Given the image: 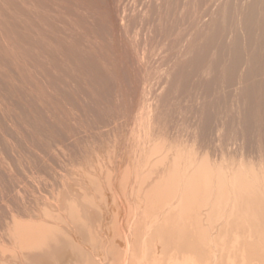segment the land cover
Returning a JSON list of instances; mask_svg holds the SVG:
<instances>
[{"label":"bare ground","instance_id":"1","mask_svg":"<svg viewBox=\"0 0 264 264\" xmlns=\"http://www.w3.org/2000/svg\"><path fill=\"white\" fill-rule=\"evenodd\" d=\"M73 1H75L76 3H74ZM88 1L0 0V185H5L9 179L8 182L11 181V184L12 181L20 180L21 183L24 181L22 185L25 184V186H27L28 184L26 185L25 182H27L32 176V178H34L35 176L39 180V171L45 172V170L52 171L51 173H53L55 177L53 176L50 179L43 178L44 180L42 179L41 181L48 180V184H52V179L56 178L55 180L57 181V183V179H59L63 184L65 178L71 177L69 171H72L71 167L74 165L73 161H75V164L82 162V156L80 157L79 154L75 152L76 150H74V153L72 150L71 158H69L72 161H67L71 162V167H69V165L67 166L65 162L62 163L61 159H63V156L64 159L65 156H67L68 159V156L70 155V152L68 151H71V149L79 145L81 139L83 140L82 143H84L83 136H81L82 133L85 134L84 137L86 138L90 137L92 139V135L94 134L96 135V137H101L102 134H100L99 132L104 128L106 130L108 128V130L113 134V131L118 132V130L120 128H123L124 125H129V127L133 126L131 129H129L130 132L127 130L128 127L125 128L124 126L125 129L123 128V132L127 130L130 133L128 137L127 134L129 133H127L126 135L125 133L123 134V136L125 135L127 137V140L125 139V136L123 137L119 135L120 132L122 134V130H120L119 133L114 134L115 139L111 136L112 134H110V138L112 137L111 140L114 139L115 141H117L118 139H122L120 137H123L125 139L123 140V142L119 140L122 142V144L120 143L122 146L118 145L121 147L120 149L118 148V150L123 149L122 154L125 156V161L122 160V164V161L119 158L121 156L119 155V157H117L116 155L114 157L113 155L111 159L119 158V162H117L116 160L118 166L115 165L116 163H114V165L113 163L111 164V155L108 157V154H110L112 149H110L109 151V146L108 148L106 146V150L108 152L104 154L107 155L106 157H108L107 159H109V161L107 160L106 162H109L112 167L109 166L111 168L105 172V177H103V168L101 166L97 167V165L100 163V160L99 162L97 161V164H95L96 162H93V164L92 160L90 159L88 161V163L91 164L90 167H83L84 170H82L81 167H77V164L74 165V167H76V170H78L77 168H79V171L82 170L83 172L82 176L83 178L85 177V180L82 182L86 186V191H81L83 190V188L80 186L81 184L77 186L80 187L78 189H80L79 191L81 192H75V189H73L72 185H69L70 188H68V186H65L66 184L64 185L68 188V190L67 188L66 190L69 194V198H65L66 203H64L65 200L62 199L64 202L61 200V203L64 204L60 206L63 209L64 205L65 211L63 212H66V210L68 212L67 214L65 213L66 215L60 212L58 204H56L58 206L57 211L55 209V207L57 206L53 207L52 203H56L58 201L56 200V198L55 202L51 201V203L49 201L50 204H48V202L45 204V202L47 201V196L49 195L47 192L49 191L45 190V185L42 186L43 182L39 181L40 184L38 182V184L41 185L40 187L36 186L37 184L35 185L36 189L41 188V190H38L41 192L46 191L45 194H48L47 196H45L44 194L43 198L41 199L39 198L44 192H42L41 194L40 192L34 193L36 192V189L33 188L35 187L33 186L34 182L32 185L30 184L31 181L27 182L33 189L30 187V185L27 186L29 188L24 186V188L27 189H24L23 186H18L19 189L23 188L24 190H21H23L24 192L18 190V188L15 189V191L18 190L21 193L18 191L14 192V190L10 191L17 183L13 182V186H11V184H6L7 191L6 188H3V190L6 192L10 191L8 193L11 194L12 192L15 193L11 199H9L10 197L8 196V193V195L5 194L6 197H9H7L8 200L13 199L11 201L13 202V205H10V203L8 202L10 205L9 207L8 203H6L7 200L5 202L6 205L3 202V199H5L4 193L6 192L2 193V187L0 186V199L2 200V203H4V207L1 201L0 205H2L1 207L5 208L4 210H6L7 214H5V211L0 210V212L4 214L3 218L7 217V221L10 220L9 222H6V229H9L8 231L10 233L6 234L5 238H3L4 236L1 232L2 234H0V238H3L2 240H4L6 239V237H9L7 235L11 234L12 238L10 237L11 239L9 240L11 242L13 241V239L14 241L16 240V247H14V249H12L13 245H10L12 243L8 242L9 240L6 239V241H0L1 244L3 242L10 243L8 245L12 247L11 249H9L10 247L7 248L5 244L4 247L9 249L8 251L0 245V255L3 256V253H7L8 251L7 255L11 254V257L7 256L5 260H8V258H15V261L16 259L18 261L20 259L21 262H19L23 264H28L29 260L33 261V257L37 262L30 261L32 262V264H264L263 160L258 159L257 162H255L256 159H252L254 161L250 159L249 161L245 162L246 160L244 161V155H241L240 161L238 160L239 162H236L235 159H233V161L231 160V158L235 156H230L231 162L230 164H227V161H223L225 158L222 161H220L221 159H219V162L211 159L213 158L211 157V155L213 154L209 155L208 152L212 147L216 145H213V143H217V138H219L220 136L219 130H215V128L219 129L223 122H225V119H223L222 114L224 110L222 111V108H210L208 104L209 101L207 99L209 97H212L213 100H215L216 97L219 98V96L229 93L232 96L233 100V103H230L231 105H234L233 108L235 109L234 114H231L233 109H230V114L231 116L234 115L232 116L234 118H230L228 116V110L227 112H225V114H227L228 118L231 119V121L232 119L235 120V122H232H234V124L236 123V126L234 127H237L239 136L243 141L241 148L243 149L244 145L248 147L250 143H252L253 145L255 141L254 139L256 138L255 137L253 139V136L251 135V133L254 131L252 130L254 129V124L256 127L257 125L258 127L261 125L260 129L262 130L264 125L262 124L264 119L261 118V114L259 113V115L253 109L255 112L254 113L251 109V105L254 104V101L256 102L255 105L258 104V101H256L257 99L255 98V94L259 92L258 95H260L261 97L264 95V90H262L264 88V0H199L198 4H196V1V3L193 4V1L192 5H197L195 10L210 14H208L209 20L207 21V26L206 28L202 29L198 28L196 31L197 33L195 32L196 34L193 33L189 36L187 34L188 38H185L186 40L184 39L186 42H184L185 45L183 46V48H181L180 45L181 49L177 50L176 54L175 52H172L173 55L170 56V61L172 59L174 60L172 62L173 65L169 66V64L166 66V68L163 67L164 72L161 75L158 71L159 75L163 79L160 84L159 81L152 77L154 75H158V73L156 74V69H158L160 65L163 66L164 63L161 62L164 60L165 55L163 54L164 56H162V60L161 56L158 54L161 59L160 61L155 51H151L152 53L155 52V54L153 53V55L151 52L147 53V51H145V48L140 49L139 44L141 42L138 44L136 40L135 41L137 43L134 41V38H128L126 40V38H124L123 36L122 37L124 39L120 37L122 34L124 35L125 33L129 32L128 30L132 31V27L135 26V24L131 22L132 20L131 18H129L130 16L127 15L129 12L127 13L123 10L121 11V14V12L119 11L121 10L119 8L123 7L124 5H119V10L115 8L118 12L114 13L116 10H112L110 6V0L107 3V6L111 11L109 10L108 12L107 10L105 14H102L103 17L101 18L102 20H105L106 18L107 20L105 21L107 23L111 22L110 26H112L113 29L111 27L109 30L110 26H107L108 34L111 33V31L114 29L119 31V33L120 31H122L119 37L123 40V43L120 42L122 40L119 39V37H116L117 39L115 37L111 38L112 40H115L113 41L116 43L115 45L117 50L120 47L117 44L120 43H122L123 45H121V49L119 48L121 52H124V49L126 48L125 52L128 53L129 48H131L132 50L130 51L132 52H129V54L130 56L133 55V57L132 59L130 58L131 60L129 62V60H127L129 58V54L122 52L124 56H119V52L118 54H116L117 51L113 49L114 45L112 47V44H109L110 42H108L107 45L108 47L110 45L111 47L109 48H112L113 50H109L112 51L111 53L114 52L116 56L121 57V59L125 56L128 57L123 58L125 59V61L123 59L121 60L120 58H117V60L123 61L122 63L120 62V64L117 63L119 64V67L122 65V67H124L125 65L126 68L127 64H124V62L127 61L131 64L130 66V64L128 63L129 68L131 67L135 70H138L140 68L141 71H136V74L138 75H130L131 71L129 73V68H122L124 70H127V73L130 76L127 77L128 75H126L124 77V74L122 76L119 75L118 80H122V78L120 79V77H123V81L124 78H126L127 80H125V82L128 84L129 80H134L130 77L134 76L133 78H135V81L131 83L130 87L129 85L125 86L123 84H120L117 81V88L114 87V80H117V78L115 79L114 76L118 77L117 69L120 68L118 67L116 62L119 61L116 60V56L114 54L112 56L109 53V58L108 51H105L107 54L106 57V54L101 50H104V46L107 45H103V43L101 44V40L100 42H98L100 39L99 36L91 35L92 31L88 30L92 22L94 24L98 21L96 20V17H94L96 13L98 15V12H95L97 11V8L91 6V3H93L94 1L91 2L90 0L91 3ZM96 1L97 0H95V2ZM143 1L145 0H141V2ZM152 1H150L151 4L148 3L151 6L153 3L156 4L159 2L158 0H156L158 2L155 1L152 3ZM180 1L181 2L178 1L179 4H182L186 0ZM101 2L99 3V1H97L94 6L98 7L99 5L97 6V3L101 5ZM147 2H149V0H146V3ZM178 2L175 1L176 6L179 5H177ZM187 3L184 2L182 6H184V4L190 6L191 3ZM73 4H75V6H77V8L81 10L75 12L73 14L74 16L70 17V15L68 16L67 14H69L68 11H72ZM104 4L106 5V2H104ZM104 4L100 7L104 6ZM142 4L145 5V3ZM148 4H146L145 6L146 9L150 8V5ZM152 7H154V5ZM93 8L96 10H94ZM106 8L98 7V11H100V9H103L104 11ZM13 9L15 10L13 11ZM91 10H94L93 16H90L93 12H88ZM84 11H86L88 14ZM146 11L147 10H145V12ZM111 12L115 16H113ZM84 13H86L85 15L87 17L89 15V18H94H87L86 21H93L84 24L85 19L81 17V14L85 16ZM201 14L203 15V13ZM99 15L97 16V18H100ZM108 16L111 17V20L107 18ZM104 20V25L100 22V25L105 26H100V29L102 30L106 28L107 24L104 22ZM129 21L130 23H132L131 25ZM57 22L61 24L59 25L57 24ZM85 25L89 27L85 28ZM94 25L95 26H92L91 29L95 28L94 30L100 31L98 30L99 26H96V24ZM20 27L23 28V30ZM182 27H180V29ZM156 28H158V26ZM194 28H196V26H194ZM107 29L105 30L107 31ZM94 30L93 33L96 32ZM131 31L130 34L134 33ZM192 31L194 32V30ZM75 32L79 35H74ZM183 32L185 33V31ZM115 33L113 32L111 36H113ZM117 33L114 36H118ZM127 34L129 35V33ZM73 35L76 38L75 40H71L72 38H74ZM133 35L135 36V34H132V36ZM118 39L119 41L117 43ZM216 39L219 40L218 45H220L219 58L216 57L217 49L212 50L210 48L213 47L211 45L213 43L215 44ZM128 40H131V44H129L130 42H128V44L125 43L124 45V42H127ZM96 41L98 42L97 45H99V47L96 45ZM106 41H108V39ZM83 44L86 45L84 46ZM126 44L128 45V48ZM165 44L163 45L165 46ZM129 45H131V47H129ZM82 46H84L85 48ZM93 46L96 49H94ZM96 46L99 48L98 52L101 51L105 55L104 57L108 59H104L103 56L102 58L99 57L100 54L96 52ZM100 46H103V49L100 48ZM108 47H105V50H107ZM210 49L212 52H215H213V55L210 52L212 58L208 60L206 59V55L208 54V57L211 56L208 53ZM114 50L116 51V53ZM153 50H156L159 53V50H157L156 47L155 49L153 47ZM162 50H160V53ZM172 50L174 49L172 48ZM165 51L166 50H164L163 52ZM92 52L99 54L98 56H95L96 60H94L95 58L93 59ZM102 53L101 55H103ZM154 56L157 58L158 62L156 61V58H154ZM98 57L100 58L99 61ZM152 57L153 60H151ZM216 58L218 59L217 61H215ZM109 59L114 60L111 61L115 63L109 61V63L114 64L113 66L107 62ZM131 61L134 63L132 64ZM170 61L168 62L170 63ZM135 63L139 66V68H137L138 66L134 67ZM151 63L160 64L158 68L156 67L157 65H154L153 68L156 67V69L154 70L153 68H150ZM115 64L117 66H115ZM193 64L197 66V73L195 74V76L199 77L198 87H202V89L198 91L196 89L197 87L194 88V90L198 91L199 95H196L195 97L196 104H192L191 113H194V119H196L197 121V124L196 122H194L196 124V129L199 128L201 131L199 129H197L198 131H192V137L195 138H193V143L195 144H192V146H190V141L188 142V144L185 142L189 139L191 140V138L189 137L191 136V134L189 135V133H187L188 136L186 137H189V139L184 141V143L182 144H179V142H181L180 140H184V138L181 139L182 135L180 136L179 134L177 136L173 133L169 134V131L174 126V124L178 126L177 123L181 121L180 114L183 112L182 114L183 116H185L188 113H186L185 111H190L188 110L189 108H186L184 109V111H182L183 109L181 110L182 107H180L182 106V104H180L179 102L177 103V100L174 101L176 102L175 107L176 104L177 106L179 104L178 108L180 110H178L177 107L174 108V106L170 108L168 107L169 105H167L165 107L166 109L168 107L167 110L174 108L175 110L177 109V112L181 111V113L177 114L180 116L177 122L176 119L178 118V116L174 113L175 111H173V114L175 116L174 118L176 119L174 120L172 117L173 120H171V116L168 115V111L162 105L164 102L163 100H165L164 92H166L167 88L175 89V95L180 93H177V91H180L181 89H185L184 91L189 89L188 92L192 95V91H190V89L192 88L190 86L189 88L178 87L180 90L177 87L175 88V82H177L175 79H180L181 74L184 75L183 77H185L186 74L188 75L189 71L187 70H190L188 69V67L189 65L193 66ZM108 65L114 68L111 69V67H109ZM132 65L134 68L132 67ZM100 66L102 68L101 70ZM151 69H153V74L151 73ZM165 69L167 70L165 71ZM91 70H93L94 73L97 72V74L98 72H101L100 75L102 76L99 77V74H94ZM90 71L93 73V78H91V74L89 73ZM134 71H132V73ZM88 74H90V79L88 78ZM95 75L98 76L99 79ZM159 75L157 77L159 78L158 80H160ZM191 76L192 78L194 77L193 75ZM258 76L260 77L259 81L257 80ZM189 77L190 76H188L187 78L186 76L184 80L186 78L190 79ZM112 79L114 83H112ZM152 79H154V81L156 80L157 82L155 83L159 85H155ZM82 80H84V85L83 83H81ZM180 81L181 80H178V85ZM192 82H194V79H190V82L187 80V83H189L187 85H192ZM183 83L181 85H183ZM187 85L185 87H188ZM195 85H197V83L193 84L192 86L194 87ZM113 88L116 89L115 92L113 91ZM123 88H125L127 94L129 93L128 95L126 94L127 97L123 96L126 93L124 90L123 91L125 93H121ZM171 91L173 92V90ZM112 93H115L117 96L113 95ZM196 93L197 92H195L194 94ZM167 94L170 93L168 92ZM182 94H184V92H182ZM189 94H187L186 97L188 96L189 98ZM87 95L94 100L93 103L91 102L92 99ZM112 95L115 96L114 100V97ZM119 95H121L120 99H123L124 101L125 99L127 101L130 98L131 105L129 103L128 106L124 107L125 105H123V100H120V103L122 104L118 103V105L117 103H115V105L114 102L117 100V97H119ZM84 96L89 98L90 102L86 101V98H84ZM262 98L263 100L261 98L260 100L264 101V97ZM219 99L223 100L221 98ZM218 100H215L217 101L216 105H218V102L220 101ZM128 102L129 101H127V103ZM164 103L169 104L166 101ZM222 103L225 104L224 101ZM189 104L191 105V103ZM219 104H221V102H219ZM226 105H228V103H226ZM119 106L122 107L120 108ZM212 108L215 110H213ZM256 110H258V105ZM258 112L261 111L258 110ZM87 113L88 116L90 114L91 117L94 114L95 118L92 117V119L94 118V121L88 122L86 120L87 118H84L85 114ZM168 117L171 121H173L170 122L172 127H170L171 125L169 126L170 123H167V121L169 122ZM184 119L186 120V118ZM184 119L182 120L185 121ZM222 120L224 121L222 122ZM191 122L193 123V121ZM194 123L191 125L195 126ZM201 123H203V128L200 127ZM220 123L222 124L219 127ZM169 127L170 129L168 130ZM109 128L117 130L111 131ZM177 128L178 127H176V129L174 128V130L172 128L171 130H173L174 132L175 130H177ZM98 129L100 130L99 132H97ZM258 129L256 131H258ZM105 131H103L104 134H109V132ZM97 134L99 136H97ZM108 134L106 135L109 137ZM236 134H238V132L235 133V135ZM169 135H173V139H175V136H180L176 139L178 143L176 142V140L173 141V139H170V137L173 136L169 137ZM250 135L253 139V142L250 139ZM107 136H104L105 139L104 137H102L103 142L104 140H106L105 142H108V140L106 139L108 138ZM178 139L180 140L178 141ZM108 143L112 144L110 142ZM97 144H99V147L97 146L98 149L104 152L103 146H105L106 144H101L103 146H101L98 142ZM114 144L116 145L115 142ZM208 144L209 146L212 144L211 148L207 146L209 147V150L205 147V145ZM92 146L93 145H91V148ZM195 146L199 148H196ZM203 147H205L204 149H206L207 152H202L204 151ZM116 149L117 147L115 148V150ZM249 149L251 150V148ZM260 149L262 148L260 147ZM79 150L81 149L79 148ZM225 150L227 151V149ZM67 152L69 153V155H67ZM241 153H243L242 150ZM99 154L102 155L103 153L99 152ZM81 155H83V152ZM103 155L102 159L103 157L105 159V156ZM85 156L89 158L88 153H86ZM262 156H259V158H262ZM59 157L61 159L56 163L54 160L55 158ZM77 157H80L79 161ZM50 158H53L54 160L52 159V161ZM48 160L52 162L48 163ZM114 160H111V162H114ZM54 163L56 165L62 166L61 168L64 172L59 170L61 168H58V171L57 166L54 170L55 172H53V170H51L50 168L52 167L53 169L55 167ZM49 164H51V166ZM65 165L67 166V168H65ZM105 166L107 167V165H104V167ZM36 168L39 170L37 171L39 176H36L37 172H35L34 174L32 173V171L34 172V169ZM28 170H30V174H27L29 176L26 175L27 180H25V177L23 178L19 176L21 174L25 175ZM76 172L78 173L77 176H79V172ZM17 173L19 178H22V180L16 179L18 178ZM31 174L33 175L31 176ZM44 174L47 175L46 172ZM49 174L50 172H48V175ZM73 175L76 174L74 173ZM73 177H71L72 181ZM78 179L81 178L79 177ZM38 180H36L35 183H37ZM47 182L46 188L50 187L48 186ZM8 186L11 189H8ZM53 186L49 189L52 190L51 188H53ZM71 186L73 190L71 189ZM16 187L14 186V188ZM42 187L44 188V190H42ZM55 187L57 186L55 185ZM60 187L62 186L60 185L58 188ZM74 187L76 188V185ZM58 188L55 189V191L59 190ZM106 189L110 191V198L114 205L117 206V208L118 205L119 207L128 205V207H126L129 212L126 208L125 209L129 213V216L131 215L132 217H129L130 221L129 219L127 220L132 224L130 227L128 225V222H126V224L128 225L129 231L132 232L134 236L129 235L126 232L127 229L125 230L123 227L124 224L119 221L118 216L121 211H112L113 213L110 211L106 212L105 209H107V203L106 205H104L105 211L102 210V206L104 203V201L102 200L107 201L109 198L106 194ZM25 190H27V193L28 191L30 193H33V195L29 194L30 198L33 196V200L39 197V193L40 197L37 199L38 203L40 200L39 204H41L43 199L46 200L41 204H44L45 206V208H43L44 206L41 208L42 210L40 212L42 213H40L36 209L31 212L30 207L35 208V205L33 206V204L32 206H26L27 209H30L27 210L25 207L27 199H24V201L22 202L20 200L23 199H17L19 198L18 193L22 194L23 192V195L24 193L26 195ZM31 190L34 192H31ZM52 192L50 191V195H52L53 198L54 196H59L55 195L59 193L53 192V195ZM34 194H37V197L34 196ZM119 194L122 196L123 202L125 201V198L127 199V202L133 199L134 203H132L134 204V206L131 205L132 203L127 204L126 201L123 205L122 201L119 199ZM3 195L4 197L2 199ZM15 195H17V197ZM50 195L48 196V198L50 197ZM44 196L46 198H44ZM128 196L130 197L127 198ZM14 199H16L15 201L21 202H18L19 206L22 205L20 206V208L17 203H14ZM23 202L26 203L24 204ZM29 204L27 203V205ZM14 205L15 208L17 207V209H20H18L19 216L14 209ZM11 206L14 210H11ZM21 207H23L22 209L26 211H21ZM35 211L39 213H36ZM19 212L21 213V216H24V214H22L23 212H27L25 213V217L27 219H21L25 217H21ZM125 217L127 218V216ZM0 220V222H3L4 220L6 221V218H4L3 221L1 218ZM68 220H70L71 223H74V227H78H76V229H80L81 231H83V235L81 234L82 232H80V234L88 243L84 242L86 244L81 245L83 239L80 234L79 236L82 239H80L81 242L79 240L80 243L72 239L74 236L71 237L72 231L70 230L72 229H69L71 227L68 226ZM123 221V223H125L124 219ZM3 227L5 229V225H1V231H3ZM6 229L4 230L5 232H7ZM74 231L75 230L73 229V235H75ZM75 237H77V235H75ZM61 238H66L68 242H65L66 240H64L63 242L67 243L68 247L71 246V249L67 247L64 248V244L62 243V240H60ZM60 241V245L63 244L61 250L64 253L68 249L69 250L65 254L61 251L62 254L59 255L60 250H57L61 247H57L58 249L54 250V252L56 251L55 255L58 252L56 257L48 259V257L53 256L54 253H51V249L53 250V248L55 249L57 245L59 246ZM69 243L71 245H69ZM89 243L91 245V248H88L87 246L89 245ZM72 245L74 247V250L76 249L78 252L76 250L74 252H69L70 250L73 251ZM84 246H87V248ZM2 247L5 249V251H1V249H3ZM63 248L66 250H64ZM47 252L50 253L46 258L47 254L45 253ZM75 252H77L78 254H76ZM95 252H97L98 254L101 253V255L104 252L106 257L102 258L101 255L98 257V254L95 255ZM71 253H75V255L77 256L71 255ZM37 254L45 255L44 258H46V260L42 257L43 255H39L43 258V261L39 256V259H37ZM95 256H97L98 258H102L104 262L101 263V259L99 261V259ZM4 258L5 257H3V260L1 258L0 264L17 263L14 261V259L10 260V263L8 261H6L8 262L6 263L4 261Z\"/></svg>","mask_w":264,"mask_h":264},{"label":"rangeland","instance_id":"2","mask_svg":"<svg viewBox=\"0 0 264 264\" xmlns=\"http://www.w3.org/2000/svg\"><path fill=\"white\" fill-rule=\"evenodd\" d=\"M87 1H88V0H87ZM92 1L95 2V0H91V2H92ZM97 1H99V3H100L101 1H104V0H97ZM97 1H96V2H97ZM109 1H110V0L104 1V2H106V5L104 4V2H101V5L104 4V6H102V7H104V8L107 7V8H108L107 3H108ZM129 1H130V2H129ZM150 1H152V0H149V2H147V3H146V0L143 1V2H141V0H111V1H110V6H111V8H112V10H113V9H115V8L118 9L120 6H123V5H124L123 7H120V8H119V9H121V10H119V9H118V10H119L120 12L123 11V10H124V12H125V11H126L127 13L129 12L127 15L130 16L129 18H131V20H132L131 22L135 24V26L132 27V31H131V30H128L129 32L125 31V32L129 33V35H128L127 33H125L124 35L122 34L120 37L123 36L124 38H126V40H127L128 38H129V39H130V38H134V41L136 40V41L138 42V44L141 42V43L139 44V45H140V49L145 48V51H147V53H148V52H151V51H155V52L157 53V56H158V57H159V55L161 56L162 60H163V57H162V56L165 55L166 57L164 56V60L161 62V63H164L165 65H164V64H163V66L160 65L162 68L159 66L160 63H158V64H152V63H151V66H150V68H153L154 65H155V66L157 65V66H156L157 68H158V66H159L158 69H160V68L163 69V67L166 68V66L169 65V64H170L169 66L173 65L172 62H173L174 60L172 59V60L170 61V56L173 55L172 52H175V54H176V53H177V50H180L181 48H183V46L185 45L184 42H186L185 40L188 38V37H187V34H188V36H189L190 34L195 33V32L197 31L198 28H199V29L206 28V26H207L206 24H207V21L209 20V15H210V14H209V13H206V12H202V11L199 12V11L195 10L196 7H197V5H192V3H193V1H194L193 4H195L196 2H197L196 4H198V3H199V0H189V1L186 0L188 3H191V4H190V6L184 4L185 7L182 6L184 2L187 3V2L184 1V0H183L184 2H183L182 4H179V2H181L180 0H169V1H167V0H158L160 3L163 2L162 4H160L158 1L155 0V1L158 2V3H156V4H157V5H156L155 3H153V2H155V1H152V3H153L152 6L154 5V7H152V6L150 5V4H151ZM175 1H177V2L179 1V2L177 3V5L179 4V5H178L179 7L176 6ZM195 1H196V2H195ZM73 2L76 3L75 1H73ZM88 2H90V0H89ZM91 2H90V3H91ZM94 2L91 3V6L97 8V11H95V12H98V15L101 14V15H99L100 18H97V16H98L97 13L95 14L94 17H96V20H98V21H97V23H94V24H96V26H97V25L99 26V29H98V30H100V31L94 30L95 28L91 29L92 26H95V25L93 24V22H92L93 20H92V21H89V20L86 21L87 18H89L90 16H93V14H94V10H96V9H94V8H93L94 10L88 11V12H91V13L93 12L92 14L89 13V14H91V15H90V16L88 15V17L85 15V14L87 13L86 11H84V12H86V13H84V15H85L86 17L83 16V14H81V15H82L81 17H83V18L85 19V21H86V22L84 21V24H87V22H88V23H89V22H92V24L90 25V28H88L89 26H86V25H85V28L87 27L88 30H91V31H92V34L90 33L91 35H93V36H94V35L99 36V38H100L99 41H98V37H97V41H98V42H100V40H101L102 42H100V43H101V44L103 43V45H104V44L107 45L108 42H110L109 44H112V45H111L112 47H113V45H114V48H113V49H115V50L117 51V53H116V51L114 50L115 53L118 54V52H119V54H118L119 56H124L123 53H127V52H125V49H126V48L124 49V47L127 46V48H128V45H127L128 42H130L129 44H131V40H133V39L128 40L127 42H124V45H125V43H127V44H126V46L123 47L124 52L122 51V52H123V53H122L121 50H119V48L121 49V47L123 46V45H122L123 40L119 37V35L121 34L122 31H120V33H119V31H117V30H115V29H114L115 31L112 30L113 27L110 26V25H111V24H110L111 22H108V23H107V22L105 21V20H107L106 18H105V20L103 19L104 22L107 23L105 29H107V26H108V27L110 26V27H109V30H110V28L112 27L111 30H112L114 33L117 31L118 33H117V32H116V33H117L118 36H114L116 33H115L113 36H111V34H113L112 31H111V33H109V34H110V35H109V34H108V29H107V31H106L105 29H103V30L100 29V26L105 27V26H103L104 23H103V20H102V18H101V17H103L102 14H105V12H107V10H108V12H109L110 9H109V8H108V9L106 8L104 11H103V9H100V11H98V10H99L98 7H99V8H102V7H100L101 5H100L99 3H97V6L99 5L98 7L94 6V5L96 4V2H95V4H94ZM117 2H118V3H117ZM171 2H172V3H171ZM102 3H103V4H102ZM142 3H145V5L142 4ZM148 3H150V4H148ZM188 3H187V4H188ZM92 4H93V5H92ZM112 4H113V5H112ZM134 4H135V5H134ZM146 4L150 5V6H149L150 8L152 7L151 9L148 8L149 11H148V9H146V7H145ZM171 4H172V5H171ZM115 5H116L117 7H116ZM119 5H120V6H119ZM148 5H147V7H148ZM161 5H162V6H161ZM174 5H175V7H174ZM105 6H106V7H105ZM137 6H138V7H137ZM139 6H140V7H139ZM156 6H157V7H156ZM72 7H73L72 11H68L69 14H67L68 16L70 15V17L74 16L73 14H74L75 12L81 10V9L77 8V6H75V4H73ZM136 7H137V8H136ZM168 7H169V8H168ZM173 7H174V8H173ZM180 7H181V8H180ZM194 7H195V8H194ZM124 8H125V9H124ZM175 8H176V9H175ZM182 8H183V9L185 8V9L183 10ZM127 9H128V10H127ZM162 9H163V10H162ZM177 9H178V10H177ZM14 10H15V9H13V11H14ZM115 10H116V9H115ZM115 10H114V11H115ZM145 10H147V11L145 12ZM150 10H152V11H150ZM157 10H158V11H157ZM166 10H167V11H166ZM186 10H187V11H186ZM110 11H111V10H110ZM114 11H112V12H114ZM178 11H179V13H178ZM188 11H189V12H188ZM190 11H191V12H190ZM99 12H100V13H99ZM112 12H111V13H112ZM117 12H118V11L116 10L114 13H117ZM132 12H133V13H132ZM143 12H145V13H143ZM171 12H172V13H171ZM156 13H157V14H156ZM181 13H182V14H181ZM201 13H203V15H202ZM87 14H88V13H87ZM112 14H113V13H112ZM121 14H122V12H121ZM131 14H132V17H131ZM138 14H139V15H138ZM143 14H144V15H143ZM172 14H173V15H172ZM208 14H209V15H208ZM96 15H97V16H96ZM134 15H136V16H134ZM147 15H148V16H147ZM156 15H157V16H156ZM187 15H188L189 17H188ZM110 16H111V15H110ZM113 16H115V15L113 14ZM113 16H112V17H113ZM144 16H145V17H144ZM161 16H162V17H161ZM165 16H166V17H165ZM186 16H187V17H186ZM197 16H198L199 18H198ZM150 17H151L152 19H151ZM155 17H156V18H155ZM91 18H92V17H91ZM91 18H89V19H91ZM107 18H109V19L111 20V17L108 16ZM142 18H143V19H142ZM147 18L150 19L151 21L148 20ZM171 18H172V19H171ZM175 18H176V19H175ZM180 18H181V19H180ZM191 18H192V19H191ZM201 18H202V19H201ZM92 19H94V18H92ZM109 19H108V20H109ZM154 19H155L156 22L154 21ZM186 19H187V20H186ZM190 19H191V20H190ZM204 19H205V20H204ZM81 20H82V19H81ZM129 20H130V19H129ZM143 20H145V21H143ZM152 20H153V21H152ZM157 21H158V23H157ZM197 21H198V22H197ZM94 22H95V21H94ZM100 22H101V24L103 23V25H100ZM152 22H153V23H152ZM159 22H160V23H159ZM163 22H164V23H163ZM167 22H168V23H167ZM181 22H182V23H181ZM82 23H83V22H82ZM129 23H130V21H129ZM132 23H130V25H131ZM197 23H198V24H197ZM57 24L60 25L61 23H58V22H57ZM57 24H56V25H57ZM147 24H148V27H149V28L147 27ZM163 25H164V26H163ZM197 25H198L199 27H198ZM202 25H203V26H202ZM233 25H234V24H233ZM57 26H58V25H57ZM57 26H56V27H57ZM136 26H137V27H136ZM151 26H152V27H151ZM157 26H158V28H156ZM167 26H168V27H167ZM169 26H170V27H169ZM182 26H183V27H182ZM194 26H196V28H194ZM204 26H205V27H204ZM22 27H23V26H22ZM102 27H101V28H102ZM130 27H131V26H130ZM135 27H136V28H135ZM138 27H139V28H138ZM180 27H182L183 29H182V28L180 29ZM184 27H185V28H184ZM20 28H21V27H20ZM97 28H98V27H97ZM97 28H96V29H97ZM178 28H179V29H178ZM21 29L23 30V28H21ZM135 29H136V30H135ZM137 29H138V30H137ZM144 29H145V30L147 29V30L145 31ZM172 29H173V30H172ZM88 30H87V31H88ZM93 30L96 31V32L93 33ZM104 30H105V31H104ZM140 30H141V31H140ZM154 30L157 31V32H155ZM192 30H194V32H193ZM103 31H104L105 34L103 33ZM130 31H131V32H134V33H131V34H130ZM135 31H136V32H135ZM183 31H185V33H184ZM109 32H110V31H109ZM138 32H139V33H138ZM178 32H179V33H178ZM191 32H192V33H191ZM106 33H107V34H106ZM123 33H124V32H123ZM137 33L139 34V36H138ZM171 33H172V35H171ZM177 33H178L179 35H178ZM196 33H197V32H196ZM196 33H195V34H196ZM75 34H78V33L75 32L74 35H75ZM126 34H127V35H126ZM132 34H135V36H134V35L132 36ZM146 34H147V35H146ZM148 34H149V35H148ZM155 34H156V35H155ZM166 34H167V35H166ZM181 34H182V35H181ZM185 34H186V37H185ZM74 35H73V37H74ZM78 35H79V34H78ZM78 35H76V36H78ZM145 35H146V36H145ZM153 35H154V37H153ZM180 35H181V36H180ZM101 36H102V37H101ZM136 36H137V37H136ZM140 36H141V37H140ZM151 36H152V38H151ZM156 36H157V37H156ZM175 36H176V37H175ZM108 37H109L110 39H109ZM111 37H115V38H116V37H119V39L122 40V41H120V42H122V43L117 44V45L120 46V47L118 48L119 51H118L117 48H116V45H115L116 43L114 42L115 40L113 39V40H114V41H113ZM123 37H122V38H123ZM144 37H145V38H144ZM172 37H173V38H172ZM71 38H72V37H71ZM124 38H123V39H124ZM185 38H186V39H185ZM75 39H76V38L74 37V38H72L71 40H75ZM105 39H106V40L108 39V41H106ZM116 39H117V38H116ZM119 39L117 40V43H118ZM145 39H146V40H145ZM184 39H185V40H184ZM172 40L175 41L176 44H175V42H173ZM176 40H178V41H176ZM181 40H182V41H181ZM97 41H96V42H97ZM124 41H125V40H124ZM136 41H135V42H136ZM98 42L96 43V45L98 44ZM111 42H112V43H111ZM113 42H114V43H113ZM137 42H136V43H137ZM147 42H148V43H147ZM151 42H152V43H151ZM153 42H154V43H153ZM159 42H160V43H159ZM178 42H179V43H178ZM100 43H99V44H100ZM161 43H162V44H161ZM165 43H167V44H165ZM182 43H184V44H182ZM216 43H217V45H216ZM142 44H143V45H142ZM149 44H152V45H149ZM154 44H155V46H154ZM163 44H165V46H164ZM177 44H178V45H177ZM218 44H219V40L216 39L215 44L213 43V44L211 45V46H213V47H210V48H211L212 50H216V49H217V50H216V51H217V55H216V57L219 58V57H220V52H219V51H220V45H218ZM83 45L85 46L86 44H83ZM121 45H122V46H121ZM141 45H142V46H141ZM170 45H171L172 47H171ZM180 45H181V48H180ZM84 46H82V47H84ZM94 46H95V45H94ZM94 46H93V48H94ZM97 46L99 47V45H97ZM97 46H96V47H97ZM111 46L109 45V47H111ZM152 46L154 47V49H155V47H156V49L159 50V53H158L156 50H153V47H152ZM158 46H159V47H158ZM173 46H174V47H173ZM86 47H87V46H86ZM98 47H97L96 52H98V49H99ZM102 47H103V46H102ZM102 47L100 46V48H102ZM105 47H108V45H107V46H104V50H101V49H100V50L103 51V53H105V54H106V52L108 51V57L110 56L109 53L113 56L114 52L111 53L112 51H110L112 48L110 49V48L108 47L107 50H105V49H106ZM129 47H131V45H129ZM147 47L150 49V51H149V49H148ZM161 47H162V48H161ZM163 47H164V48H163ZM169 47H170V48H169ZM177 47H178V48H177ZM84 48H85V47H84ZM160 48H161V49H160ZM165 48H166V49H165ZM172 48H173L174 50H172ZM94 49H96V48H94ZM102 49H103V48H102ZM109 49H110V50H109ZM113 49H112V50H113ZM162 49H163V50H162ZM167 49H168V50H167ZM169 49H171V50H169ZM200 49H201V48H200ZM211 49L209 50L208 53H209L210 55H211V53H212V55H213V52H215V51L212 52ZM100 50H99V51H100ZM127 50H128V49H127ZM130 50H132V49L129 48L127 54H129V52H130V53L132 52V51H130ZM160 50H162L161 53H160ZM164 50H166V51L163 52ZM101 51L98 52V53L100 54L99 57L102 58V56H103V58L105 59V58L107 57V54H106V57H104L105 55H104ZM105 51H106V52H105ZM170 51H171V52H170ZM120 52H121V53H120ZM155 52H153V53L155 54ZM166 52H168V53L170 52V53H172V54L169 53V55H168V53H166ZM210 52H211V53H210ZM92 53H93V54H92V55H93V59L95 58L94 60H96V57H95V56H98L99 54H97V53H95V52H92ZM94 53H95V54H94ZM101 53H102L103 55H101ZM151 53H152V52H151ZM153 53H152V54H153ZM120 54H123V55H120ZM154 54H153V55H154ZM158 54H159V55H158ZM163 54H164V55H163ZM206 54H207V53H206ZM114 55H115V54H114ZM125 55H126V54H125ZM153 55H151V56H153ZM167 55H168V56H167ZM212 55L208 57V54H207V55H206V56H207L206 59H208V60L211 59V58H212ZM112 56H111V57H112ZM115 56H116V55H115ZM115 56H114V57H115ZM119 56H116V60H117V58H118V59H119V58L121 59V57H119ZM155 56H156V55H155ZM155 56H154V58H156ZM99 57H98V61L100 60ZM114 57H113V58H114ZM125 57H127V56H125ZM125 57H122V59L125 58ZM132 57H133V55L130 56V54H129V58L127 57V58H128L127 60H129V62H130V60L132 59ZM109 58H110V57H109ZM130 58H131V59H130ZM168 58H169V59H168ZM104 59H102V60H104ZM106 59H108V58H106ZM122 59H121V60H122ZM111 60H113V59H111ZM111 60L109 59L107 62L109 63V61H111ZM121 60H117V61H119V62H116V64H117V63L120 64V62L122 63L123 61H121ZM123 60L125 61V59H123ZM151 60H153V57L151 58ZM159 60L161 61L160 57H159ZM217 60H218V59L216 58L215 61H217ZM113 61H114V60H113ZM113 61H111V62H113ZM132 61H133V60H132ZM132 61H131V62H132ZM154 61H155V60H154ZM154 61H152V62H154ZM156 61L158 62L157 58H156ZM156 61H155V62H156ZM168 61H170V63H169ZM129 62L126 61V62H124V64H127V65H128ZM157 62H156V63H157ZM113 63H115V62H113ZM113 63H109V64L113 66V65H114ZM133 63H134V62H132V64H133ZM116 64H115V66L118 65V67H119V64H117V65H116ZM129 64H130V63H129ZM121 65H122V64H121ZM127 65H126V68H129V65H128V67H127ZM152 65H153V66H152ZM108 66H109V65H108ZM108 66H107V67H108ZM122 66H123V65H122ZM122 66L119 67L120 69H117V70H118V73H117V74H118V75H117L118 77L114 76L115 79L117 78V80H114L115 83H114V81H113V79H112V81H113L112 83H114V85H115L114 87H116L117 81H118L120 84H123V85H125V86H126V85H127V86L129 85V87H130L131 83H132L133 81H135V78H133L134 76L130 77L131 79H134V80H132V81L129 80V81H128V84L125 82V80H127L126 78H124V81H123V77H120V79L122 78V80H118V79H119V75L122 76V75L124 74V77H125L126 75H128L127 70L122 69V68H125V65H124V67H122ZM130 66H131V64H130ZM135 66L137 67L138 65L135 63L134 67H135ZM109 67H111V66H109ZM118 67H117V68H118ZM132 67H133V65H132ZM134 67H133V68H134ZM156 67L153 68V69L155 70ZM112 68H114V67H111V69H112ZM126 68H125V69H126ZM130 68H131V67H130ZM130 68H129V69H130ZM137 68H139V66H138ZM167 68H168V67H167ZM101 69H102V68H101V66H100V70H101ZM129 69H128L129 73H130V71H131L130 75H131V74L138 75V74H136V71H140V68H139L138 70H135V69H132V68H131L132 70H131V69L129 70ZM141 69H142V68H141ZM153 69H151V73H152V74L154 73V72H153ZM158 69H156V70H157L156 74L158 73V71H159L160 75L163 74L164 69H163V70H161V69L158 70ZM188 69H190L191 71H190V70H187V71H189V74H188V75L186 74L185 77L187 76V78H188V76H190L189 78H190L191 80L194 79V82H192V83H193V84H196V83H197V85H195L194 87L192 86L193 84H192V85H191V84H190V85H187V84H189V83H187V80L190 82V79H187V78H186L187 80H186V79L184 80L185 77H183L184 75L181 74V78H180V79H175V80L177 81V82H175V84H176L175 88H176V87H177V88H178V87H180V88H181V87H182V88H183V87H184V88H189V86H190V87L193 89V90L190 89V91H192V95H193V96H192L191 94H189V92H188L189 89L186 90V91H187V92H186V91H184L185 89H184V90L181 89V90H182V91H181V90L178 88L180 91H177V89H176V91H177V93H178V92H180V93L177 94V93L175 92V93L177 94V95H175V94H174L175 89H171V88L168 89V88H167L166 92H167V93L169 92L170 94H167L166 92H164V93H165V94H164V99H165V100H163V101H164V102L166 101V102L169 103V104H165V103L163 102V105H162V106H164V108H165L167 105H169L168 107H170V108H171L172 106H174V108L177 107V109L180 110V109L178 108V107H179V104H178V106H177V104H176V107H175V103H176V102H177V103L179 102L180 104H182V106H180V107H182L181 110L183 109L182 111H184V109H186V108H189L188 110H190V111H187V110L185 111L186 113L188 112V113H187L188 115L186 114L187 116L185 115V113H184L185 116H183V114H182L183 112H182V113H181V111H178V112H177V111H176L177 109L175 110L174 108H172L173 110L170 109V108H169L170 110H167L168 107H167V109H166V108H165V109L168 111V112H167L168 115L171 116V118H170L171 120H173V119L175 120V119H176V118H174L175 116H174V114H173V111H175L174 113H175L176 115L179 114V113H181V114H180V115H181V119H180V120H181L182 122H181V121L178 122V119H179V117H180L179 115H177L178 118L176 119V121L178 122V123H177L178 126H176V124H174V126L172 127V125H171L170 122H173V121H171V120L169 119V117H168L169 122L167 121V123H170L169 126L171 125L170 127H172L173 130H174V128L176 129V127H178L177 130H175L174 132H173V130H171L172 128L170 129V127H169V128H168V130L170 129L169 134H170V133H171V134L173 133V134H175V135H177V136H178L179 134H180V136L182 135V136H181V139L184 138V140L182 141V140L178 139V141H179V140L181 141V142H179V144H180V143H181V144L184 143V141H186V140L189 139V137H190L191 140L189 139V140H187L185 143L188 144V142L190 141V144H191L190 146H192V144H195V143H193V140H194L195 138L192 137L193 135H192L191 133L194 132L193 130H197V129H199V128L196 129L197 121H196V119H194V118H195V117H194V113H193V112L191 113V110H192L191 107H192V104H194V103L196 104V102H195V97H196V95H199V94H198V91L201 90L202 87H201V88L198 87V86H199V85H198V83H199V82H198V81H199V80H198L199 77H198V76H195V74L197 73V72H196V70H197V66L194 65V64H193V66H190V65H189ZM97 70H98V69H97ZM122 70H123V72H122ZM134 70H135V71H134ZM166 70H167V69H165V71H166ZM91 71H93V70H91ZM91 71H90L89 73L91 74V78H93V77H92V74L94 73V71H93V73H92ZM120 71H121V72H120ZM132 71H134L135 73H134V72L132 73ZM161 71H162V73H161ZM192 71H193V72H192ZM140 72H141V71H140ZM140 72H139V73H140ZM142 72H143V70H142ZM100 73H101V72H98L99 75H100ZM159 73H158V75H159ZM90 74H88V78H89V79H90ZM94 74H97V72L94 73ZM98 74H97V75H98ZM179 74H180V73H179ZM130 75H128L127 77H129ZM139 75H140V74H139ZM158 75H154L156 78L152 75V76H153L152 78H154V79H156L157 81H159V84H160L161 81H162L163 79H162L161 76L159 75L160 80H158V79H159V78H157ZM191 75H193L194 77L192 78ZM95 76H96V75H95ZM101 76H102V75H100L99 77H101ZM177 76H178V75H177ZM83 77H85V76H83ZM96 77L98 78V76H96ZM179 77H180V76H179ZM130 78H129V79H130ZM136 78H137V76H136ZM177 78H178V77H177ZM195 78H197V79H195ZM259 78H260V77L258 76V78H257L258 81L260 80ZM98 79H99V78H98ZM154 79H152V80L154 81ZM156 80L154 81V84H155V85H159V84H156V83H155V82H157ZM178 80H181L180 83H179V85L177 84V83H178ZM153 81H152V82H153ZM185 81H186V82H185ZM195 81H196V83H195ZM183 82H184V83H183ZM81 83H83V85H84V84H85V83H84V80H82ZM125 83H126V84H125ZM129 83H130V84H129ZM182 83H183V85H181ZM184 84H185V85H184ZM263 84H264V83H263ZM186 85H187L188 87H185ZM112 86H113V84H112ZM129 87H128V88H129ZM196 87H197V88H196ZM263 87H264V86H263ZM116 88H117V87H116ZM128 88H126V89H128ZM194 88H196L198 91L194 90ZM114 89H115V88H113V91L115 92L116 89H115V90H114ZM123 90L125 91V88L122 89V92H121V93L123 94V93L126 92V93L123 95V96H126L127 91L124 92ZM171 90H173V92H172ZM262 90H264V88H263ZM193 91H194V93H195V92H197V93L194 94ZM259 91H260V90H259ZM128 92H129V91H128ZM182 92H184V94H185V93H186V94L184 95V94H182ZM257 92H258V91H257ZM121 93H119V94H121ZM258 93H259V92H258ZM258 93L255 94V96H256L255 98L257 99L256 101H258V102H257V103H258V104H257V105H258V110L261 111V112H258V110H256L257 105H255V103H256L255 101H254V104L251 105V107H252L251 109H252V110L254 109L255 112H257L258 114L260 113L261 115H260V114H259V115L262 116L261 118L264 119V116H263V115H264V101H262V100H263L262 97H264V95L262 94L263 96L261 97L260 95H258ZM263 93H264V92H263ZM112 94H113V95H116L115 93H112ZM128 94H129V93H128ZM128 94H127V95H128ZM166 94H167V95H166ZM180 94H181V95H180ZM187 94H189V96H190L189 98H191V99H189L188 96L186 97ZM113 95H112V96H113ZM183 95H184L185 97H184ZM194 95H195V96H194ZM82 96H83V95H82ZM85 96H86V95H85ZM85 96H84V98H86V101H89V102H90V99H89V98H91V97L87 95V96L89 97V98H87V97H85ZM116 96H117V95H116ZM120 96H121V95H119V97H117V100L119 99V100H118L119 102L116 100V101L114 102V104H115V103H117V104H118V103H119V104H122V103H120V100H123V99H120V98H121ZM181 96H183V97H181ZM259 96H260V98H261L262 100H260ZM113 97H114V98H113V100H114V99H115V96H113ZM126 97H127V96H126ZM126 97H124V98H126ZM171 97H172V99H171ZM223 97H224V98H223ZM257 97H258V98H257ZM77 98H78V97H77ZM84 98H83V99H84ZM122 98H123V97H122ZM128 98H129V97H128ZM181 98H182V99H181ZM185 98H186V100H185ZM219 98H221V99H223V100H220ZM219 98H217V97L215 98V100H216V99H217V100L219 99L220 101H219V100H218V101L221 102V104H219V102H218V105H216V104H217V101L213 100L212 97L207 98L208 101H209L208 104H209V107H210V108H211V107H213V108H215V109H221V108H222V111L224 110L222 114H223V119H225V122H223L224 120H222L223 124H222V123L219 124V127H220V125L222 124L221 127H220L221 129H220L219 127H218L219 129H216V128H215V130H219V132H220V134H219L220 136L218 135L219 138H217V141H218V142H217V143H213V145H215V144H216V145H215L214 147H212V148H211L212 144H211L210 146H209V144H208V145H205V147L208 148V150H209V147L211 148V149H210L211 152H210V150H209L208 153H209V155L213 154V155H211V157H213V158H211V157H210V158L213 159V160H215V161H218L219 159H221L220 161H222V160L225 158V159H227V160L224 159L223 161H225V162L227 161V164H228V163L230 164L231 160L233 161V159H235L236 162H239L240 159H241V155H244L243 157H244V161L246 160L245 162L249 161L250 159H251V160H252V159H254V160L256 159L255 162H257L258 159H262V160H263L262 162L264 163V158H263V157H264V125H263V130H262V129H260V126H261V125H260L259 127H258V125H257V127L259 128V129H258V128L255 126V124H254V127H253L254 129H252V130H254V131H253V132L251 131V132H252L251 135L253 136V137H252L253 139H254L255 137L257 138V137L259 136V137L257 138L258 140H257L256 138L254 139L255 141L257 140V141H259V142L256 141V143H255V141H254L253 145H252V143H250V144L248 145V147H247L246 145H244L243 149H245V150H243V149L241 148V146H242V144H243L242 138L239 136V131H238L237 127H234V126H236V123L234 124L235 120L232 119V121H234V122H232L231 119L228 118V116H229L230 118H234V117H232V116H234V115L231 116V114H232V113L234 114V112H235V111H234L235 109L233 108L234 105H233V104L231 105V103H233V102H232V101H233V100H232V96H231L229 93H226V94H224V95L219 96ZM88 99H89V100H88ZM91 99H92V98H91ZM168 99H169V100H168ZM173 99H174V100H173ZM258 99H259V100H258ZM170 100L173 102L174 105L172 104V102H171ZM176 100H177V101H176ZM226 100H227V102H226ZM123 101H124V100H123ZM127 101H129V102L127 103ZM127 101H126V99H125V101L123 102V105H125L124 107H126V106L129 105V103H130V98H129V100H127ZM174 101H176V102H174ZM187 101H188V102H187ZM205 101H206V99H205ZM223 101L225 102V104L222 103ZM91 102L93 103L94 100L92 99ZM121 102H122V101H121ZM202 102H203V101H202ZM215 102H216V103H215ZM230 102H231V103H230ZM189 103H191V105H190ZM226 103H228V105H226ZM259 103H260V104H259ZM119 104H118V105H119ZM164 104H165V105H164ZM170 104H172V105H170ZM222 104H223V106H222ZM115 105H116V104H115ZM123 105H122V106H123ZM130 105H131V103H130ZM184 105H185V107H184ZM212 105H213V106H212ZM214 105H216V106H214ZM259 105H261V106H259ZM122 106H121V107H122ZM116 107H117V106H116ZM119 107H120V106H119ZM121 107H120V108H121ZM183 107H184V108H183ZM216 107H217V108H216ZM259 107H262V108H259ZM213 108H212V109H213ZM117 109H118V108H117ZM215 109H213V110H215ZM230 109H233V111L231 112V114H230ZM193 110H194V108H193ZM227 110H228V112H227ZM254 110H253V112H254ZM169 112H170V113H169ZM225 112H227L228 116H227V114H225ZM255 112H254V113H255ZM190 113H191V114H190ZM91 114H93V113H91ZM170 114H172V115H170ZM262 114H263V115H262ZM168 115H167V116H168ZM191 115H192V116H191ZM89 116H90V114H89ZM89 116H88V113H87V114H85V117H84V118H85V119L87 118L86 120H87L88 122H92V121H94V120H93V119L95 118V117H94V114H93V116H92V117H94L93 119H92L91 116H90L91 118H90ZM177 116H176V117H177ZM182 116H183V118H182ZM188 116H189L190 118H189ZM225 116H227V117H225ZM172 117H173V119H172ZM187 117H188V118H187ZM192 117H193V118H192ZM224 117H225V118H224ZM184 118H186V120H185ZM191 118H192L193 120H192ZM226 118H227V119H226ZM182 119H184L186 122L183 121ZM89 120H90V121H89ZM189 120H190V122H189ZM194 120H195V121H194ZM191 121H193V123L196 122V124L194 123L195 126H194V125H191V124H193ZM174 122H175V121H174ZM231 122H232L233 126H232ZM226 123H227V124H226ZM181 124H182V125H181ZM198 124H199V123H198ZM202 124H203V123H201V125H200L201 128H203ZM260 124H261V123H260ZM262 124H264V120H263ZM228 125H229V127H228ZM124 126H125V128L128 127L127 130H128L129 132H130L129 129H131V128L133 127V126H130V127H129V125H128V126H127V125H124ZM124 126H123V128H124ZM179 126H180V127H179ZM189 126H190V128H189ZM222 126H223V129H222ZM231 126H232V127H231ZM192 127H193V128H192ZM123 128H120V129L118 130V132L113 131V130H117V129H111V128H109L111 131H113V134L108 130V128H107V130L104 128V129L101 130V131L98 129L97 132L100 131L99 133L102 134V135L104 134L103 131H105V130H106L105 132H109V134H108V133H105L103 136L101 135V137L97 134V136H99L101 139H100L99 137H96L95 134L92 135V136H93L92 139H91L90 137L86 138V137H84L85 134L82 133L81 136H83V139H84V143H85V145H84V143H82L83 140L81 139V141L79 142V145L75 146L73 149H71V151H70V150L68 151V152H70V155H69V153L67 152V153H68L67 155L70 156V157L68 156V159H67V156H65V159H64V156H63V159H61L60 157H59V158H55V160H54L53 158H52V159H53L56 163L59 162L60 159H61L62 163L65 162V163L67 164V166L69 165V167H71V166H70V163H71V162H67V161H68V160H71V159H69V158H71L72 150H73V153H74V150H76L75 152H77V153L79 154L80 157H81V156L83 157V158L81 157L82 162H80V163H76V164L78 165L77 167H81L82 170H84L83 167H85V168H87L88 166L90 167L91 164L88 163V161H89L90 159L92 160V163H93V162H94V163L96 162L95 164H97V161L99 162V160H100V163H99L100 165L98 164L97 167H98V166H101V167L103 168V169H102L103 177H105L104 174H106L105 172H106L108 169H110V168L112 167V165H111L112 163H113V165H114V163H116V160H117V162H119V160H118L119 158L121 159V161H122V160L125 161V159H124L125 156L122 154V153H123V149L118 150V148H119V149L121 148L120 146H122L121 144H122L123 140H125V139L127 140V137H128V135H130V133H129L127 130H125V132H123L124 129H125V128H124V129H123ZM181 128H182V129H181ZM194 128H195V129H194ZM226 128H227V129H226ZM230 128H231V129H230ZM233 128L235 129V131H234ZM178 129H180V130H178ZM229 129H230V130H229ZM257 129H258V131H256ZM120 130H122V134H121V132L119 133ZM199 130H200V129H199ZM236 130H237V132H238V134H236L237 136L235 135V133H237ZM259 130H260V132H259ZM95 131H96V130H95ZM126 131H127V132H126ZM171 131H172V132H171ZM176 131H177V132H176ZM192 131H193V132H192ZM197 131H198V130H197ZM200 131H201V130H200ZM261 131H263V132H261ZM180 132H182V133H180ZM219 132H218V133H219ZM221 132H222V134H221ZM115 133H119L120 136H123L124 133H125V135H126L127 133H129V134H127V137L124 135V136H125V139L123 138L124 136H123V137H120V136H119V137L122 138V139H118V140H117L118 142H117V141L114 140V139H115V138H114V134H115ZM177 133H178V134H177ZM187 133H189V135L191 134V136H189L188 138L186 137V136H188ZM216 133H217V131H216ZM106 134H108L109 137H108ZM110 134H112L111 136H112L114 139L111 140L112 137L110 138ZM184 134H185V135H184ZM223 134H224V135H223ZM251 135H250V139H251L252 142H253V139L251 138ZM104 136H105V137L107 136L108 138H106V139L108 140V142H110V143H112V144H109L108 142H105L106 140H104V139H105ZM170 136H173V135H169V137H170ZM180 136H179V137H180ZM218 136H217V137H218ZM227 136H228V137H227ZM238 136H239V137H238ZM102 137H104V139H103L104 142L102 141ZM119 137H118V138H119ZM179 137H176V136H175V139H173V138H174V136H173V137H170V139H173V141H174V140H176V139L179 138ZM220 137H221V138H220ZM231 137H232L233 139H232ZM193 138H194V139H193ZM228 138H229V140H228ZM88 139H89V140H88ZM93 139H94V140H93ZM98 139H100L101 141L98 140ZM226 139H227V140H226ZM231 139H232V140H231ZM250 139H249V140H250ZM262 139H263V140H262ZM85 140H86V142H85ZM87 140H88V141H87ZM119 140H121L122 142L119 141ZM261 140H262V141H261ZM112 141H114V142L116 143L117 146H116V145L114 144V142H112ZM225 141H226V142H225ZM97 142L100 143V145H101V144H104V143L106 144V145L104 144L105 146L101 145V146H103V150H104V152H103V151H100V150L98 149V147H99L98 145H99V144H97ZM101 142H102V143H101ZM176 142H177V140H176ZM220 142H221V143H220ZM229 142H230V143H229ZM86 143H87V146H86ZM117 143H118V144H117ZM120 143H121V144H120ZM174 143H175V142H174ZM177 143H178V142H177ZM218 143H219V145H218ZM248 143H249V142H248ZM257 143H258V145H257ZM113 144H114V146H113ZM91 145H93L92 148H91ZM118 145H120V146H118ZM184 145H185V144H184ZM236 145H237V146H236ZM250 145H252L253 147L250 146ZM261 145H262V146H261ZM78 146H79V147H78ZM97 146H98V147H97ZM106 146H107V148H108V146H109V148H108L109 151H110V149H112L111 152H110V154H108V157L111 155L110 159L113 157V155H114V157H115L116 155H117V157H119V155L121 156V157L116 158V159L114 158L115 160H114V159H111V160H114V162H111V160H110V163H111V164H109V162H106L107 160L109 161V159H107L108 157H106L107 155L104 154V153H107V152H108V151L106 150ZM115 146L117 147L116 150H115V148H116ZM185 146H186V145H185ZM198 146H199V145H198ZM207 146H209V147H207ZM217 146H218V147H217ZM222 146H224V147H222ZM245 146H246V148H245ZM249 146H250V147H249ZM195 147H196V148H199L200 146H199V147L195 146ZM205 147H203V150H204V151H202V152H207L206 149H204ZM260 147H261L262 149H260ZM79 148H80L81 150H79ZM215 148H216V149H215ZM219 148H220V149H219ZM249 148H251V150H250ZM253 148H254V149L257 148L258 150H257V149L254 150ZM91 149H92V150H91ZM113 149H114V150H113ZM212 149H213V150H212ZM218 149H219V150H218ZM225 149H227V151H226ZM94 150H95V151H94ZM105 150H106V151H105ZM200 150H201V149H200ZM241 150H242L243 153H241ZM253 150H254V151H253ZM93 151H94V154H93ZM220 151H221V152H220ZM238 151H239V152H238ZM82 152H83V155H81ZM99 152H101V153L104 154V155H103V154H102V155L105 156V159H104V157H103V159H104L105 161L102 159V155L99 154ZM112 152H114V153H112ZM226 152H227V153H226ZM84 153H85V154L88 153L89 158H88L87 156H85ZM111 153H112V154H111ZM221 153H222V154H221ZM239 153H240V154H239ZM248 153H249V154H248ZM214 154H215V155H214ZM234 154H235V155H234ZM64 155H65V154H64ZM100 155H101V156H100ZM220 155H221V156H220ZM226 155H227V156H226ZM238 155H239V156H238ZM262 155H263V156H262ZM214 156H215V157H214ZM230 156H231V157L235 156V157L231 158V160H230ZM249 156H250V157H249ZM251 156H253V157H251ZM259 156H262V158H261V157L259 158ZM61 157H62V156H61ZM80 157H79V158H80ZM99 157H100L101 159H100ZM216 157H217V158H216ZM77 158H78V157H77ZM79 158H78V161H79ZM122 158H123V159H122ZM215 158H216V159H215ZM237 158H239V159H237ZM50 159H51V158H50ZM50 159H49V160H50ZM52 159H51V160H52ZM81 159H80V160H81ZM49 160H48V163H50V162L53 161V160H52V161H49ZM56 160H57V161H56ZM238 160H239V161H238ZM254 160H252V161H254ZM15 161H16V160H15ZM71 161H72V160H71ZM102 161H103V162H102ZM121 161H120V162H121ZM123 161H122V164H123ZM73 162H74V165H76V164H75V161H73ZM73 162H72V163H73ZM90 162H91V161H90ZM104 162L108 163L109 165L106 164V163H104ZM218 162H219V161H218ZM60 163H61V162H60ZM60 163H59V164H60ZM62 163H61V164H62ZM94 163H93V164H94ZM54 164H55V163H54ZM87 164H88V165H87ZM103 164H104V165H107V167H106V166L104 167ZM119 164H121V163H119ZM49 165L51 166V164H49ZM62 165H63V164H62ZM71 165H73V164H71ZM74 165L71 167V168H72V171H71V170H70V171L68 170V171H69V174H71L70 176H71V177L74 176V177H73V181H72V178H71V177H68V178H70V179L65 178V181L63 180L64 182H63V184H62V181H61V180L57 179V180H58V183H57V181L55 180L56 178H53V179H52L53 182L51 181V183L54 185V183L56 182L55 185H56L57 187H55V185L53 186L52 184H48V182H47L48 180L41 181L43 178H44V179H46V178H48V179L52 178V177L54 176V174L51 173L52 171H48V170L46 171V170H45V172L47 173V175H46V174H44V173H45L44 171H39L37 168L34 169V172L32 171V173L34 174L35 172L39 171V173H40V174H39V175H40V179L38 180L37 177H35V176H34V178H32V177H33V176H32L33 174H31V176H32L31 178H32V179H34V180H35V179L38 180L37 183H35L36 180L34 181V180H32V179L29 177L30 179L28 178V179H29L28 181H31V182H32V183L30 182L31 185H32L33 182H34L33 186H35V185L37 184L36 186L40 187V186H41V185H39L40 182H43V183H42V184H43L42 186L45 185V190H46V191H47V190L49 191V192H47L49 195H50V191L52 192L53 188H54L53 192L59 193V194H55V195H59V196H58L59 198H58L57 196H54V198H53V196L50 195V197L52 196V197H51L52 199H51L50 197H49V198H50V199H49V198H48L49 195H48V194H45L46 191H42V192H44V193L41 194L42 192L39 191V190H41V188H38V189H39V190H38V189H36V186H35V187H33V188L36 189V190H35L36 192H34V191H32V190H31V192H34V193L40 192V194H41V197H40V194L38 193V195H39L40 198L36 196L37 194H34V196L37 197V198H35V200H37L38 198H39V199L43 198V195L45 194V196L48 195V196H47V201H46L45 199H43L44 201L42 200V202H45V201H46L45 204H46L47 202H48V204H50L49 201H50V202H51V201H52V202H55V198H56V200H58L60 203H59L58 201H57L56 203H52V202H51L52 205H53V207L57 206L56 204H58V206H59V208H60V212H61V213H64V214H65V213L67 214V213H68L67 210H66V212H63V211H65V210H64V205H63V209H62L61 206H62V204L66 203V199L69 198V196H68L69 194L67 193L68 188H70L69 185H72V186H73V189H75L74 191L76 192V191H79V190H80V189H78V188H80V187H77V186H79V185L81 184L80 186L83 188V190H81V191H84V190L86 191V186H85L84 183L82 182V181L85 180V177L83 178V176H82V175H83V172H82V170L79 171V168H77L78 170H76V167H74ZM115 165L118 166V163H116ZM50 166H49V168H50ZM52 166H53V164H52ZM56 166H57V170H58V168H61V167H62V166H59V165H56V164H55V167H54L53 169H52V167H51L50 169L53 170V172H55L54 170L56 169ZM63 166H64V165H63ZM67 166L65 165V168H67ZM109 166H111V167H109ZM69 167H68V168H69ZM89 167H88V168H89ZM73 168H75V169H73ZM81 168H80V169H81ZM91 168H92V167H91ZM106 168H107V169H106ZM59 170H60V171H63L62 168L59 169ZM59 170H58V171H59ZM73 170H74V171H73ZM89 170H90V169H89ZM29 171H30V170H28V172H27L25 175L21 174L22 176H21V175H19V176H20V177H23V178L25 177V180H27L26 177L29 176V175H27L28 173L30 174ZM68 171H67V172H68ZM76 171L79 172V176H77L78 173H77ZM43 172H44V173H43ZM48 172H50L49 175H48ZM63 172H64V171H63ZM80 172H81L82 174H81ZM72 173H73V174L75 173L76 175H73ZM51 174H53V175H51ZM64 174H65V173H64ZM69 174H68V175H69ZM80 174H81V175H80ZM26 175H27V176H26ZM37 175H38V172H37L36 176H37ZM39 175H38V176H39ZM66 175H67V174H66ZM72 175H73V176H72ZM17 176H18V173H17ZM19 176H18V178H16V179H21V180H22V178H19ZM75 176H76V178H75ZM5 177H6V176H5ZM54 177H55V176H54ZM79 177H80L81 179H83V180L78 179ZM7 179H8V178H7ZM44 179H43V180H44ZM74 179H75V180H74ZM8 181H9V179H8ZM8 181L6 182V184H8V185L11 184V183H10L11 181H10V182H8ZM18 181L20 182L21 185L19 184ZM18 181H12V184H11V186H13V182L17 183V184L14 185L15 187H16V185H17L16 188H14V186H13V188L11 189V188L8 186V187H9L8 189H11L10 191L14 190V192H17L18 190L23 189L24 186H25V184L22 185V184L24 183V181H23L22 183H21L20 180H18ZM28 181H27V182H28ZM39 181H40V182H39ZM69 181H70V182H69ZM27 182H25L26 185H27V184L30 185V184L27 183ZM38 182H39V184H38ZM44 182H45V183H44ZM46 182H47L48 186H50V187L53 186V188H51L52 190L49 189L50 187L46 188V187H47V186H46ZM59 182H60L61 184H60ZM80 182H81V183H80ZM6 184H5V185H6ZM65 184H66V185H65ZM82 184H83L84 186H83ZM5 185H2V186L0 185V186L2 187V190H1L2 193H4V192L7 191V185H6V186H5ZM28 185H27V186H28ZM31 185H30V187H31ZM58 185H59V186L61 185L62 187L58 188V187H59ZM64 185H65V186H68V188L65 187ZM75 185H76V188L74 187ZM3 186H5V187H3ZM18 186H20V187L23 186V188H20V189H19ZM27 186H25V187H27ZM72 186H71V189H72ZM3 188H4V189L6 188V191H4ZM17 188H18V190L15 191V189H17ZM27 188H29V187H27ZM27 188H24V189H27ZM31 188H32V187H31ZM31 188H30V189H31ZM33 188H32V189H33ZM57 188H58L59 190L55 191V189H57ZM66 188H67V190H66ZM24 189H23V190H24ZM63 189H64V190H63ZM73 189H72V190H73ZM23 190H21V191H23ZM28 190H29V189H28ZM42 190H44L43 187H42ZM107 190H108V189H106L105 191H106V194H107V196H108L109 198H108L107 201H106V200H102V201H104V203H105V204L103 203L102 210L105 209V206H104V205H106V203H107L108 206L106 205V208H107V209H105L106 212H107V211H108V212H109V211H110V212H112V211L115 212L116 210L119 211V212L121 211L120 214H119V216H118L119 221L122 222V224H124L123 227H124L125 230L127 229L126 232H127L129 235L134 236V234H132V232H130L129 229H128V225H129V227H130L132 223L128 222L127 219H129V217H132V216H131V215L129 216V213H128L129 211H128V209H127L128 205H124V202H125V201L127 202V199L125 198V199H124L125 201L123 202L122 196L119 194V195H120V196L118 195V196H119V199L122 201V204H123L124 206L122 205L123 207H119V205H118V208H117V206L114 205V203L112 202V200H111V198H110V195H111V193H109L110 191H109V190L107 191ZM10 191H8V192H10ZM26 191H27V190H25V192H26ZM29 191H30V190H29ZM29 191H28V193L26 192V195H25V193H24V195H23V192H24V191L22 192V194H20L21 192L18 191V192H20V193H18V194H19V198H17V199H19V200H20V198L23 199V200H20L21 202L24 201V199H27V203H28V204L31 203V204L27 205V203L25 202V203H26L25 207H26V206H27V207H28V206H32V204H33V206L35 205V208L30 207V208H31V212H32L33 210H35V209H36L37 211L40 212V211L42 210L41 208L44 206V204L41 205L42 202H41V204H39V203H40V200H39V203H38V200H37V201L33 200V199H34L33 196L30 198L29 194H30V195H31V194L33 195V193H30ZM59 191H60V192H59ZM63 191H65V192H63ZM81 191H79V192H81ZM8 192L4 193V195L7 194ZM53 192H52V194H53ZM62 193H63V194H62ZM66 193H67V194H66ZM8 194H9V195H8ZM8 194H7V195H8L10 198H9L8 196H7V197H8L9 199H11L15 193L12 192V194H11V193H8ZM10 194H11V195H10ZM16 194H17V193H16ZM4 195L2 196V199H3ZM53 195H54V194H53ZM15 196L17 197V195H15ZM15 196H14V197H15ZM21 196H22V197H21ZM45 196H44V198H46ZM60 196H61V197H60ZM7 197H6V195H5V199H3V202L5 203L6 200H7L6 203L9 202L10 205H13V202H11L13 199H12V200H8ZM16 197H15V198H16ZM123 197H124V196H123ZM129 197H130V196H128L127 198H129ZM0 198H1V197H0ZM65 198H66V199H65ZM53 199H54V200H53ZM62 199L65 200V202H64ZM109 199H110V200H109ZM4 200H5V201H4ZM15 200H16V199H14V203H17L18 206H19V203H21V202H19V201H15ZM61 200H62L64 203H61V202H62ZM69 200H70V199H69ZM69 200H67V201H69ZM98 200H99V198H98ZM128 200H129V199H128ZM0 201H1V203H2V200H1V199H0ZM25 201H26V200H25ZM29 201H30V202H29ZM105 201H106V202H105ZM18 202H19V203H18ZM132 202L134 203L133 199H131L130 201H128L127 204H131ZM1 203H0V204H1ZM4 203H2L3 207H4ZM6 203H5V205H6ZM9 203H8V207L10 206ZM23 203H24V202H23ZM25 203H24V204H25ZM37 203H38V204H37ZM112 203H113V205H112ZM133 203H132L131 205L134 206ZM17 204H16V206H17ZM24 204H23V206H24ZM125 204H126V203H125ZM2 205H0V208H1L0 210H1V211H5V214H7V213H6V210H4L5 208L1 207ZM60 205H61V206H60ZM20 206H22V205H20ZM20 206H19V208H20ZM58 206L55 207L56 211L58 210ZM114 206H115L117 209H116ZM126 206H127V207H126ZM27 207H26V209H27ZM37 207L39 208V210H38ZM112 207H113V209H112ZM2 208H3V209H2ZM10 208H11V210H14V209H15V211H16V213H17V215H18V209H19V208H18V209H17V207L15 208V205H14V209H12V208H13L12 206H11ZM22 208H23V207H21V211L24 210V209H22ZM43 208H45V206H44ZM125 208L127 209L128 212L126 211ZM28 209H29V208H28ZM28 209H27V210H28ZM118 209H120V210H118ZM123 209H124V210H123ZM19 210H20V209H19ZM29 210H30V209H29ZM105 210H104V211H105ZM21 211H20V212H21ZM24 211H26V210H24ZM117 211H116V212H117ZM20 212H19V213H20ZM35 212H36V211H35ZM39 212H36V213H39ZM113 212H112V213H113ZM125 212H126V213H125ZM16 213H15V214H16ZM25 213H27V212H23V213H22V214H24V216L22 215L23 217H25V215H26ZM40 213H42V212H40ZM121 213H122V214H121ZM33 214H34V213H33ZM66 214H65V215H66ZM126 214H127V215H126ZM40 215H42V214H40ZM68 215H69V214H68ZM123 215H124V216H123ZM3 216H4V214H2V212H0V218L2 219V221L4 220V218H6V221L4 220L3 222H0V227H1V225H2V226L5 225V229H6V226H7V223H6V222H9L10 220L7 221V220H8L7 217H4V218H3ZM18 216H19V215H18ZM20 216H21V213H20ZM22 216H21V217H22ZM125 216H127V218H126ZM21 217H19V218H21ZM21 219H27V218L25 217V218H21ZM123 219L125 220V223H123V222H124ZM131 220H132V218H131ZM0 221H1V220H0ZM129 221H130V219H129ZM68 222H69V223H68V224H69L68 226L71 227V228H69V229H72V230H70V231H72V232H71V234H72L71 237L74 236L72 239H74V241L76 240V242L80 243L81 240L84 238V237L81 236V234L83 235V231H81L80 229H76L77 226L74 227V226H75L74 223H71L70 220H68ZM126 222H128V225L126 224ZM129 223H130V224H129ZM66 224H67V223H66ZM125 224L127 225V227H126ZM77 228H78V227H77ZM2 229H3V231H1V228H0V234L3 233L2 235H3L4 237H3V236H2V237L5 238V235L8 234V233H10V232L8 231L9 229H6L7 232L4 231V230H5L4 227H3ZM73 229L75 230L74 233H75V235H77V237H75V235H73ZM76 230H77V232H76ZM78 230H79V233H78ZM1 232H2V233H1ZM80 232H82V233L80 234ZM77 233H78V234H77ZM71 234H70V235H71ZM79 234H80V236L82 237V239L80 238ZM7 236H9V237H6L7 240H9V239L12 238V237H11V234H9V235H7ZM10 237H11V238H10ZM3 238H2V239H3ZM2 239L0 238V241H6V239H4V240H2ZM77 239H78V241H77ZM80 239H81V240H80ZM60 240H62V243L64 244V248H65V247H67V248H70V247H71V246L68 247V244L63 242L64 240H66V238H61ZM79 240H80V242H79ZM13 241H14V239H13ZM13 241H12V242H11L10 240L8 241V242H10V243H12V244L7 243V242H6V243L3 242L4 245H3V243L1 244V242H0V245L4 247L5 244H6L7 248L10 247L9 249H11V248H12L11 246L13 245V248H12V249H14V247H16V244H15V243H16V242H15L16 240H15L14 242H13ZM65 242H68V241L66 240ZM84 242H86L85 239H83V241L81 242V245H85L86 243H88V242H86V243H84ZM60 243H61V241L59 242V246L57 245L55 249H54V248H53V250L51 249V253L54 252V250H57L59 247H61V248L58 249L57 251L60 250V251H59V255L62 254V253H61V251H62L61 249H62V247H63V246H62L63 244L60 245ZM8 244H10L11 246L8 245ZM14 244H15V245H14ZM69 245H71V244L69 243ZM87 246H88V248H91L90 243H89V245H87ZM87 246H84V247L87 248ZM3 247H2V248H3ZM57 247H58V248H57ZM72 247H73V245H72ZM4 248H5V247H4ZM4 248L1 249V251H2V250L5 251V249H7V248H5V249H4ZM64 248H63V249H64ZM9 249H7V250L9 251ZM15 249H16V248H15ZM70 249H71V248H70ZM64 250H66V249H64ZM68 250H69V249H68ZM68 250H67V251H68ZM75 250H76V249H75ZM75 250H74V247H73V251L70 250L69 252H74ZM8 251H7V253H8ZM13 251H14V250H13ZM67 251H66L65 253H67ZM76 251H77V250H76ZM62 252H63V251H62ZM77 252H78V251H77ZM77 252H75V253L78 254ZM97 252H98V251H97ZM97 252H95V253H96L95 255H97V254L99 253V252H98V253H97ZM101 252H102V251H101ZM4 253H5L6 255H5ZM4 253H3V256L0 255V257L2 258V260H3V257H5V258H4V261H5V262L8 261V262L10 263V262H11L10 260H12V259H14V261H15V258H11V259L8 258V260H5L6 257H7V256H10L11 254H10V255H9V254L7 255L6 252H4ZM9 253H10V252H9ZM11 253H12V250H11ZM49 253H50V252L45 253V254H47V255H46V258L49 256ZM55 253H56V251L53 253V256H49L48 259H51V258H53V257H56V255L58 254V252H57L56 255H55ZM63 253H64V252H63ZM65 253H64V254H65ZM75 253H73V254L71 253V255H75ZM0 254H1V253H0ZM69 254H70V253H69ZM69 254H67V255H69ZM39 255L42 256L43 254H37V255H36V258H37V259H39V258H38ZM71 255H69V256H71ZM100 255H101V253L98 254L97 256L99 257ZM75 256H77V255H75ZM97 256H95V257H97ZM10 257H11V256H10ZM39 257H40V256H39ZM42 257L44 258L45 255H43ZM42 257H40V259H42V261H43V258H42ZM98 257H97V258H98ZM101 257H102V258H103V257H106L105 254H104V252H103V254L101 255ZM1 258H0V260H1ZM46 258H44V259L46 260ZM97 258H96V259H97ZM102 258H98L99 261H100V259H101V261H100L101 263L104 262V260H102ZM31 259H32V258H31ZM33 259H34L33 261H32V260H29V261H28V262H29L28 264H32V262H37L36 259H35L34 257H33ZM19 261H20V259H19L18 261H17V259H16L15 262L20 263L21 261H20V262H19ZM30 261H32V262H30ZM40 261H41V260H40ZM47 261H48V260H47ZM8 262H6V263H8ZM17 263H16V264H17ZM10 264H13V263H10ZM14 264H15V263H14ZM20 264H23V263H20ZM34 264H35V263H34ZM36 264H39V263H36Z\"/></svg>","mask_w":264,"mask_h":264}]
</instances>
